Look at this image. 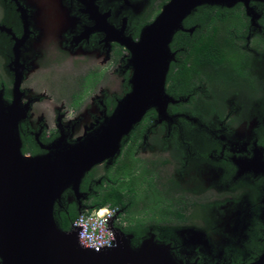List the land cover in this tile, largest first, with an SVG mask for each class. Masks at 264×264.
Listing matches in <instances>:
<instances>
[{"label": "flooded vegetation", "instance_id": "af4514ba", "mask_svg": "<svg viewBox=\"0 0 264 264\" xmlns=\"http://www.w3.org/2000/svg\"><path fill=\"white\" fill-rule=\"evenodd\" d=\"M169 1L0 0V103L24 114L25 156L75 144L112 116L133 76L118 39L138 42ZM249 6L254 22L243 4L224 7H238L244 22L234 60L180 63L182 49L171 48L165 117L149 110L59 211L83 214L115 189L123 203L101 209L133 241L125 231L138 226L139 243L154 236L182 264H264V3ZM171 74L186 89L170 86Z\"/></svg>", "mask_w": 264, "mask_h": 264}, {"label": "water", "instance_id": "95a60500", "mask_svg": "<svg viewBox=\"0 0 264 264\" xmlns=\"http://www.w3.org/2000/svg\"><path fill=\"white\" fill-rule=\"evenodd\" d=\"M264 0H170L138 42H118L131 52V91L112 116L75 144L57 143L43 156L22 153L19 122L24 114L14 105L0 103V264H182L169 244L154 236L137 246L134 235L112 229L115 244L96 252L84 247L77 228L62 230L55 219V205L67 190L80 198L84 176L94 167L119 155L121 141L156 109L165 117L172 99L166 94L167 75L176 53L171 44L185 20L202 6L246 7L252 22L259 18L249 5ZM15 108V110H14ZM258 264V263H256ZM262 264V263H260Z\"/></svg>", "mask_w": 264, "mask_h": 264}, {"label": "trees", "instance_id": "16d2710c", "mask_svg": "<svg viewBox=\"0 0 264 264\" xmlns=\"http://www.w3.org/2000/svg\"><path fill=\"white\" fill-rule=\"evenodd\" d=\"M237 8L226 9L216 6L197 8L184 22L185 28L197 26L194 33L178 32L171 44L173 50L182 49L179 55L180 63H226L234 60L238 54L237 41L241 36L240 28L244 24L242 14ZM168 82L170 86L179 83L180 90L186 89L188 84V80L182 77L173 78V74L169 76ZM124 186L129 188L126 183L122 185ZM116 194L117 190L114 189L112 192H105L95 197V201L91 204L92 207L85 208L81 212L91 213L108 204L118 207L123 200ZM69 214L70 218L64 211H59V208L55 207V219L64 231H71L73 222L80 215L74 206L70 207ZM125 232H133L136 235L133 244L137 246L142 235L141 228L137 226Z\"/></svg>", "mask_w": 264, "mask_h": 264}, {"label": "built area", "instance_id": "2783aa9c", "mask_svg": "<svg viewBox=\"0 0 264 264\" xmlns=\"http://www.w3.org/2000/svg\"><path fill=\"white\" fill-rule=\"evenodd\" d=\"M113 214L111 210L100 208L79 215L72 229L79 230V239L84 247L101 252L114 246L115 233L110 227Z\"/></svg>", "mask_w": 264, "mask_h": 264}]
</instances>
